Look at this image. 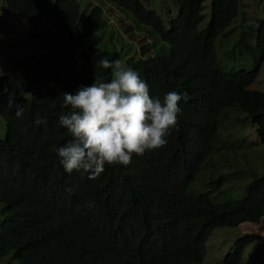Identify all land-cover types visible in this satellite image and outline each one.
Listing matches in <instances>:
<instances>
[{
    "label": "trees",
    "instance_id": "obj_1",
    "mask_svg": "<svg viewBox=\"0 0 264 264\" xmlns=\"http://www.w3.org/2000/svg\"><path fill=\"white\" fill-rule=\"evenodd\" d=\"M106 1L111 11L124 13L113 12L122 37L135 47L126 64L147 82L150 96L186 94L177 123L163 147L134 154L127 166L106 164L95 179L67 173L54 151L71 139L58 123L70 110L62 93L109 80L111 69L98 61L121 56L114 47L82 49L102 25L100 7L81 18L78 0H5V11L26 22L27 39L44 55L11 62L27 98L17 97L9 78L0 77V259L206 264L205 243L215 228L264 219L258 152L264 145V92L248 89L264 64V18L255 25L244 21L235 43L253 66L223 71L215 41L237 17L238 0H213L203 30L198 25L206 0H170L178 13L167 28L141 0ZM17 104L24 109L20 118ZM233 183L236 193L226 187ZM252 244L259 245L241 263ZM207 264H264V235L245 233L220 262Z\"/></svg>",
    "mask_w": 264,
    "mask_h": 264
},
{
    "label": "clouds",
    "instance_id": "obj_2",
    "mask_svg": "<svg viewBox=\"0 0 264 264\" xmlns=\"http://www.w3.org/2000/svg\"><path fill=\"white\" fill-rule=\"evenodd\" d=\"M98 64L111 69L109 80L94 79L75 94L62 93L70 110L59 116L58 123L71 139L54 148L67 173H88L89 179L99 176L106 164L127 166L134 154L163 147L177 123L179 102L186 96L169 91L162 98L152 97L147 82L127 64L118 59H100ZM23 112L17 104L15 116L20 118Z\"/></svg>",
    "mask_w": 264,
    "mask_h": 264
},
{
    "label": "rangeland",
    "instance_id": "obj_3",
    "mask_svg": "<svg viewBox=\"0 0 264 264\" xmlns=\"http://www.w3.org/2000/svg\"><path fill=\"white\" fill-rule=\"evenodd\" d=\"M212 1L206 0L203 4V21L198 25V30H203L210 21ZM238 1L239 12L237 17L226 29L225 35L219 36L215 41L218 66L223 71L248 70L253 66L252 58L238 53L235 49V43L238 40L244 21L255 25L257 17L264 18V0ZM78 2L81 18H85L95 7H100L103 10L100 29L83 42L82 49L96 48L112 51L114 47L115 51L121 56L120 61L126 64L128 61L126 58L128 56L127 54H133L135 47L126 38L122 37L117 27L114 13L119 16L121 9L117 8L119 12L116 9L111 11L112 7L106 0H78ZM141 2L147 10L154 11L160 17L166 28L169 27V21L177 16L178 9L170 0H141ZM4 3L5 0H0V77L6 76L9 78V83L17 97L27 98L28 95L24 91L23 77L12 68L11 62L21 57L40 58L44 55V51L39 47L37 42L27 39L26 22L23 19L8 14L5 11ZM248 89L264 92V64L261 67L258 77ZM246 130L251 132L250 138H253V131L250 129ZM3 136L4 125L0 118V137ZM258 152L263 153L259 159L260 174H262L264 172V145H260ZM226 187L233 193H236L239 189L235 187L234 183ZM4 212V206L0 204V223L3 220ZM245 233L264 235V219L256 225L242 223L235 227L215 228L205 243L206 255L203 263L220 262L223 256L230 250L234 241ZM258 245L255 246V244H252L245 249L241 263L247 260ZM0 264H19V261L18 259L15 260L12 255H9L6 258L0 259Z\"/></svg>",
    "mask_w": 264,
    "mask_h": 264
}]
</instances>
